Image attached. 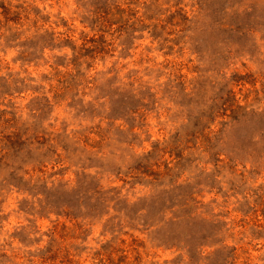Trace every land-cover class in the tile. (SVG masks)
<instances>
[{
    "label": "rangeland",
    "instance_id": "rangeland-1",
    "mask_svg": "<svg viewBox=\"0 0 264 264\" xmlns=\"http://www.w3.org/2000/svg\"><path fill=\"white\" fill-rule=\"evenodd\" d=\"M0 264H264V0H0Z\"/></svg>",
    "mask_w": 264,
    "mask_h": 264
}]
</instances>
